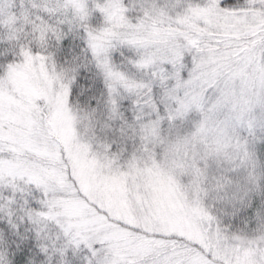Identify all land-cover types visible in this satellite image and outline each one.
I'll use <instances>...</instances> for the list:
<instances>
[{
  "label": "snow or ice",
  "instance_id": "6c2138e0",
  "mask_svg": "<svg viewBox=\"0 0 264 264\" xmlns=\"http://www.w3.org/2000/svg\"><path fill=\"white\" fill-rule=\"evenodd\" d=\"M258 130L264 0H0V264H264Z\"/></svg>",
  "mask_w": 264,
  "mask_h": 264
},
{
  "label": "rangeland",
  "instance_id": "374dc122",
  "mask_svg": "<svg viewBox=\"0 0 264 264\" xmlns=\"http://www.w3.org/2000/svg\"><path fill=\"white\" fill-rule=\"evenodd\" d=\"M264 136V133L260 132L259 130L257 131V135H256V139L254 141L255 144H260L261 143V137ZM263 152L258 153V158H257V166L254 169V171L256 173H264V161H259L261 158ZM241 172V174H240ZM240 174V175H239ZM236 177H243L244 175H246V172L244 170H241L237 173L234 174ZM160 191L163 195H167V192L164 189V186L162 183H160Z\"/></svg>",
  "mask_w": 264,
  "mask_h": 264
},
{
  "label": "trees",
  "instance_id": "16d2710c",
  "mask_svg": "<svg viewBox=\"0 0 264 264\" xmlns=\"http://www.w3.org/2000/svg\"><path fill=\"white\" fill-rule=\"evenodd\" d=\"M259 161H264V152L262 153L261 158H260ZM240 174H241V172H240ZM240 174H239V175H240Z\"/></svg>",
  "mask_w": 264,
  "mask_h": 264
}]
</instances>
